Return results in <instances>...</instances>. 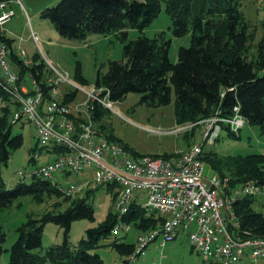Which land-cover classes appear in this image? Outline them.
<instances>
[{
	"label": "trees",
	"instance_id": "obj_1",
	"mask_svg": "<svg viewBox=\"0 0 264 264\" xmlns=\"http://www.w3.org/2000/svg\"><path fill=\"white\" fill-rule=\"evenodd\" d=\"M7 1V0H0ZM243 0H60L55 6L41 12V18L49 21L63 39L82 40L90 34L118 36L123 46V58L110 61L105 74L97 73L95 87L103 88L113 103L120 102L129 94L139 95L138 103L146 107H165L174 98V118L176 125L196 124L216 113L224 120H230L233 109L245 123L258 128L264 135V7L260 21V38L256 42L255 32L239 11ZM171 22L172 35L182 38L190 35L188 47H180L177 62L169 60L170 42L161 35L150 39L143 35L159 15L161 5ZM136 29L140 35L125 42L127 30ZM0 41L11 46V40L0 33ZM38 60V56L34 57ZM43 65L29 69L34 79L40 83L49 98L45 80L42 78ZM24 70L20 71L21 78ZM75 79L85 84L79 68ZM3 100L12 101L0 88ZM77 90H69L63 96V104L74 101ZM107 111V110H106ZM105 110L97 107L93 118L106 132L102 122ZM12 113L8 107L0 108V212L9 207L20 196L29 195L36 203L46 198H62L66 208L59 211L61 203L53 205L39 219L29 217L17 230V238L9 250L7 264H104L97 253L101 239H111L107 245L123 257V264L135 250V245L113 238L111 229L116 218L110 211L96 227L86 230L85 236L76 245H71L68 235L75 220H94L92 195L72 198L62 197L55 188L40 179L19 182L11 189L1 176L12 152L22 146L21 135H12ZM245 125V124H244ZM201 124L194 125L185 133L188 141ZM221 132L229 138H238L226 122H220ZM217 138V140L220 138ZM106 138L111 142L120 141L112 134ZM216 140V141H217ZM124 148L129 149L126 145ZM192 145L188 144V148ZM130 150V149H129ZM34 151V150H33ZM54 153H64L55 148ZM157 157V155H152ZM171 155L161 156L170 157ZM202 161L208 163L220 176H229L232 186L249 183H264V155L218 157L203 149ZM31 160L35 161L34 158ZM112 186L106 187L111 190ZM113 196V200H114ZM254 199L244 197L239 200L234 211L240 223V231L253 237L264 238V215L253 210ZM113 210V209H112ZM125 220L138 231H151L161 225L162 219L133 205ZM46 223H53L63 230V241L42 249V232ZM5 236L0 232L1 244ZM1 264V263H0Z\"/></svg>",
	"mask_w": 264,
	"mask_h": 264
},
{
	"label": "built area",
	"instance_id": "obj_2",
	"mask_svg": "<svg viewBox=\"0 0 264 264\" xmlns=\"http://www.w3.org/2000/svg\"><path fill=\"white\" fill-rule=\"evenodd\" d=\"M8 4L0 1L1 34L2 27L15 16ZM31 39L37 45L39 38L33 32ZM23 54L0 41V88L16 104L12 122L29 124L37 147H50L53 157L43 165L17 171L19 180L40 178L64 198H72L84 188L95 191L112 186L116 218L111 229L113 238L130 232L131 225L125 218L133 205L159 216L162 219L159 227L137 236V245L127 264H134L150 243L160 239V246L164 247L176 240L181 231L191 250L206 264H264V238L241 232L234 211L235 204L244 197H251L264 206V183L232 186L229 176L203 175L202 152L205 145L216 142L221 132L220 122H226L232 133L243 128L245 121L237 107L230 120L216 113L197 122L201 124V142L185 151L167 158L139 155L109 141L97 126L92 115L97 107L113 111L114 103L107 92L102 95L103 88L94 86L86 92L51 67L56 77L44 81L49 94L46 99L43 88L30 72L29 87L23 86L20 71L28 72L37 66L34 59H27ZM59 84L85 92L87 100L77 105L63 104L57 99ZM196 124L179 126L175 132H183ZM148 131L159 133V130ZM58 147L64 153H54ZM37 157L35 154L34 160ZM142 195L144 202L139 205L137 200Z\"/></svg>",
	"mask_w": 264,
	"mask_h": 264
},
{
	"label": "rangeland",
	"instance_id": "obj_3",
	"mask_svg": "<svg viewBox=\"0 0 264 264\" xmlns=\"http://www.w3.org/2000/svg\"><path fill=\"white\" fill-rule=\"evenodd\" d=\"M60 0H7L10 10L15 14L11 21L2 27L5 38L11 40L12 49L16 52H23L25 58L36 60L37 65H43V79L55 78V73L50 69L53 67L58 73L66 76L75 87L88 92L94 87L97 73L105 74L110 61H119L123 58L124 42L114 35L90 34L82 40H68L61 38L55 31L53 25L41 18L40 14L46 8L55 6ZM264 0H243L239 11L244 16L251 30L255 33L256 42L260 38V21L263 16ZM38 36L37 45L31 39V33ZM125 42L134 41L140 32L136 29H128ZM143 35L153 39L161 35L165 41L170 42L169 60L175 64L180 47H188L190 35L182 38H175L172 35L171 22L165 13L164 5H161L158 17L143 30ZM79 68L81 76L86 83L82 84L75 79L76 70ZM31 76L29 72L22 77L23 86L29 87ZM66 84H59L56 87L57 99L61 101L67 91L75 90ZM1 93V91H0ZM87 100L85 92L77 90L73 104H82ZM139 95L129 94L120 102L113 104V111H106L102 122L106 124L105 136H112L120 141V145H126L132 152L139 155L169 156L178 151H185L188 144L201 142L200 130L196 131L193 137L187 141L185 133L191 128L176 133L175 130L181 125H176L174 118V98L170 105L165 107H146L138 103ZM8 107L11 113L14 112V105L9 99L3 100L0 94V108ZM97 126L100 122H96ZM183 125V126H187ZM149 129L159 133L149 132ZM12 135H21L22 146L12 152L6 166L2 167L1 176L6 188H13L19 180L16 172L36 165H43L52 159L50 147L39 149L34 138L33 128L21 121L12 126ZM238 138H229L222 132L220 138L214 145H205L204 151L222 156H247L253 154L264 155V135L257 127L247 123L238 133ZM117 143V142H116ZM34 150V151H33ZM38 155L35 161L31 160L34 155ZM215 170L205 163L203 175L210 177L215 174ZM60 178V176H59ZM62 180V178H61ZM72 180V179H70ZM62 184H66L62 181ZM86 188L78 194L79 197L85 195ZM115 190L99 188L92 195L94 208V220H75L71 223L68 241L71 245H76L85 236L86 230L96 227L105 216L113 211V196ZM61 203L58 208L63 211L66 208L62 198H46L42 203H36L31 196H20L7 208L0 212V232L4 234L5 241L1 244L0 263L7 264L9 250L17 238L16 230L27 221L29 217L39 219L46 211H52L53 205ZM144 202L143 195L137 200L141 205ZM254 211L264 215V206L254 201L252 205ZM114 212V211H113ZM146 232V231H145ZM144 231H138L131 226L130 232L121 236L123 242L137 245V236ZM63 241V230L53 223H46L42 232V249L40 254L54 244ZM111 239H101L97 249L92 250L97 253L104 264H123V257L107 246ZM160 239L150 243L144 250V254L137 257L134 264H206L196 255L190 247V243L181 231L180 236L160 246ZM128 258V257H127ZM127 258H124L127 260ZM42 264H51L45 262Z\"/></svg>",
	"mask_w": 264,
	"mask_h": 264
},
{
	"label": "crops",
	"instance_id": "obj_4",
	"mask_svg": "<svg viewBox=\"0 0 264 264\" xmlns=\"http://www.w3.org/2000/svg\"><path fill=\"white\" fill-rule=\"evenodd\" d=\"M12 44V43H11ZM51 155H53V154H51ZM53 157V156H52Z\"/></svg>",
	"mask_w": 264,
	"mask_h": 264
}]
</instances>
